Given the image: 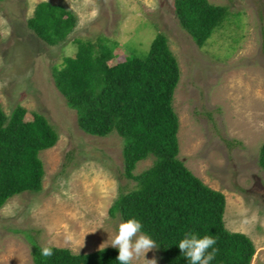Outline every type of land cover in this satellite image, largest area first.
<instances>
[{"label": "rangeland", "instance_id": "obj_1", "mask_svg": "<svg viewBox=\"0 0 264 264\" xmlns=\"http://www.w3.org/2000/svg\"><path fill=\"white\" fill-rule=\"evenodd\" d=\"M42 1L78 16L73 33L57 46L28 27ZM210 1L229 12L201 47L181 26L174 0H0V103L8 115L19 104L44 114L59 133L57 144L40 153L42 190L20 193L0 208V264H35L33 242L90 253L115 237L123 219L111 216L110 207L136 186L124 173V139L84 132L52 69L75 54V38L106 36L120 43L121 53L146 57L159 33L168 37L181 69L173 100L179 156L225 194L226 228L247 234L256 247L251 264H264V170L258 160L264 142V0ZM153 161L141 160L135 173ZM146 258L166 264L158 247Z\"/></svg>", "mask_w": 264, "mask_h": 264}, {"label": "trees", "instance_id": "obj_2", "mask_svg": "<svg viewBox=\"0 0 264 264\" xmlns=\"http://www.w3.org/2000/svg\"><path fill=\"white\" fill-rule=\"evenodd\" d=\"M174 7L181 26L201 47L229 12L228 6L210 0H174ZM77 22L71 9L42 1L28 27L47 45L57 46ZM74 42L75 54L52 69L55 85L84 132L100 137L116 133L124 139V173L136 181L133 189L118 196L110 215L119 214L123 221L138 219L166 264H190L178 247L190 231L215 237L218 252L210 264H251L256 253L252 239L225 226V194L207 185L179 156L180 119L173 100L181 69L168 37L157 34L146 57L121 53L120 43L106 36L78 37ZM58 139L44 114L19 104L8 115L0 103V208L20 193L42 190L45 167L40 153ZM149 157L153 164L135 173L138 163ZM258 160L264 170V142ZM48 246L53 255L45 258L39 251L42 245L33 242L35 264H119L118 248L74 253Z\"/></svg>", "mask_w": 264, "mask_h": 264}, {"label": "clouds", "instance_id": "obj_3", "mask_svg": "<svg viewBox=\"0 0 264 264\" xmlns=\"http://www.w3.org/2000/svg\"><path fill=\"white\" fill-rule=\"evenodd\" d=\"M142 227V223L136 218L122 221L115 237L110 235V243L108 240L101 244L100 251L104 249L105 245L110 244L119 250L117 256L119 264H133L134 261L141 258H143V264H157L155 258L151 260L146 258V254L156 248L157 243L148 234L141 231ZM216 242L214 236L204 235L200 237L197 233L190 231L179 241L178 247L190 264H210L218 252V249L213 247ZM39 251L41 256L45 258L53 255V249L48 245L42 246Z\"/></svg>", "mask_w": 264, "mask_h": 264}]
</instances>
